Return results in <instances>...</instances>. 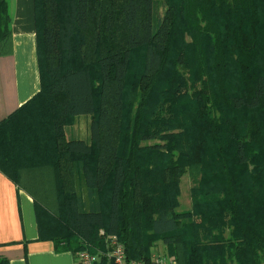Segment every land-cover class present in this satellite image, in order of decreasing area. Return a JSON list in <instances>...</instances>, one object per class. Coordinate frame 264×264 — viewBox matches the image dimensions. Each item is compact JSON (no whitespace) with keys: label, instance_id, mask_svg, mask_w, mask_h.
Listing matches in <instances>:
<instances>
[{"label":"trees","instance_id":"trees-1","mask_svg":"<svg viewBox=\"0 0 264 264\" xmlns=\"http://www.w3.org/2000/svg\"><path fill=\"white\" fill-rule=\"evenodd\" d=\"M32 2L38 89L0 119V172L38 238L92 264L110 235L136 260L264 262V0ZM9 21L0 0V55ZM81 113L88 140L65 134Z\"/></svg>","mask_w":264,"mask_h":264},{"label":"crops","instance_id":"crops-1","mask_svg":"<svg viewBox=\"0 0 264 264\" xmlns=\"http://www.w3.org/2000/svg\"><path fill=\"white\" fill-rule=\"evenodd\" d=\"M6 4L10 51L0 55V119L38 89L33 2ZM37 235L32 198L0 172V258L8 264H76L70 250L55 249L52 241Z\"/></svg>","mask_w":264,"mask_h":264},{"label":"built area","instance_id":"built-area-1","mask_svg":"<svg viewBox=\"0 0 264 264\" xmlns=\"http://www.w3.org/2000/svg\"><path fill=\"white\" fill-rule=\"evenodd\" d=\"M107 246L106 255L112 264H177L171 256L159 252H152L148 260L126 258L122 244L114 235L107 237ZM75 258L76 264H92L96 255L83 249L76 253Z\"/></svg>","mask_w":264,"mask_h":264},{"label":"rangeland","instance_id":"rangeland-1","mask_svg":"<svg viewBox=\"0 0 264 264\" xmlns=\"http://www.w3.org/2000/svg\"><path fill=\"white\" fill-rule=\"evenodd\" d=\"M89 119H90V116L88 113H81V114L76 115L74 117L73 123L71 125L66 126V130H67L66 136L79 137V138H84L88 140L89 139V129H88ZM179 184H180L179 185L180 187L179 205L181 208H185L189 205L188 188L191 185L190 178L186 173L180 177ZM49 189L50 187L41 188L40 197L38 198L41 199L42 201L49 202V200L47 199L49 198V196H46V194L51 196V192ZM156 247L160 248V242L156 244ZM158 248H156L155 250L156 252ZM160 250L162 251L161 248Z\"/></svg>","mask_w":264,"mask_h":264}]
</instances>
